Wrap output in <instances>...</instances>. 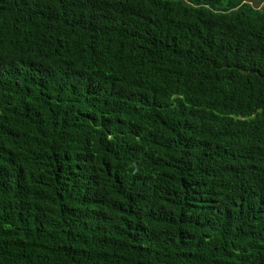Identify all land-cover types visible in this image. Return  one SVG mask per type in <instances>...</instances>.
I'll return each mask as SVG.
<instances>
[{"label":"trees","instance_id":"16d2710c","mask_svg":"<svg viewBox=\"0 0 264 264\" xmlns=\"http://www.w3.org/2000/svg\"><path fill=\"white\" fill-rule=\"evenodd\" d=\"M263 5L0 0V264H264Z\"/></svg>","mask_w":264,"mask_h":264},{"label":"water","instance_id":"95a60500","mask_svg":"<svg viewBox=\"0 0 264 264\" xmlns=\"http://www.w3.org/2000/svg\"><path fill=\"white\" fill-rule=\"evenodd\" d=\"M254 71H250L249 73H253ZM262 78L264 77V76H261Z\"/></svg>","mask_w":264,"mask_h":264},{"label":"rangeland","instance_id":"374dc122","mask_svg":"<svg viewBox=\"0 0 264 264\" xmlns=\"http://www.w3.org/2000/svg\"><path fill=\"white\" fill-rule=\"evenodd\" d=\"M264 6V5H263Z\"/></svg>","mask_w":264,"mask_h":264}]
</instances>
